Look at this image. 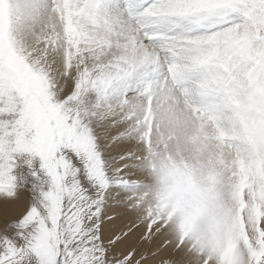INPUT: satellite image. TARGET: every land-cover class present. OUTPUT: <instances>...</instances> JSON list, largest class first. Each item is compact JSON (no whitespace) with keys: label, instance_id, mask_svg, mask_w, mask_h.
<instances>
[{"label":"snow or ice","instance_id":"snow-or-ice-1","mask_svg":"<svg viewBox=\"0 0 264 264\" xmlns=\"http://www.w3.org/2000/svg\"><path fill=\"white\" fill-rule=\"evenodd\" d=\"M0 264H264V0H0Z\"/></svg>","mask_w":264,"mask_h":264}]
</instances>
